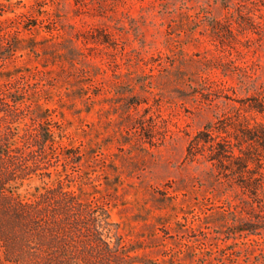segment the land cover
Here are the masks:
<instances>
[{"label": "rangeland", "instance_id": "374dc122", "mask_svg": "<svg viewBox=\"0 0 264 264\" xmlns=\"http://www.w3.org/2000/svg\"><path fill=\"white\" fill-rule=\"evenodd\" d=\"M19 88L80 159L44 182L107 203L129 250L264 264V194L188 157L209 123L264 125V0H0V93Z\"/></svg>", "mask_w": 264, "mask_h": 264}, {"label": "trees", "instance_id": "16d2710c", "mask_svg": "<svg viewBox=\"0 0 264 264\" xmlns=\"http://www.w3.org/2000/svg\"><path fill=\"white\" fill-rule=\"evenodd\" d=\"M10 93H0V264H156L129 250L107 203L60 180L44 182L54 161L80 159L61 150L63 136L49 110L32 109L24 89ZM250 109L263 114L264 96L252 99ZM198 155L251 195L264 194L263 124L209 123L189 144L188 157ZM36 177L43 187L21 197Z\"/></svg>", "mask_w": 264, "mask_h": 264}]
</instances>
